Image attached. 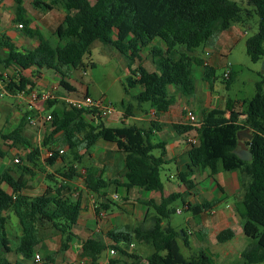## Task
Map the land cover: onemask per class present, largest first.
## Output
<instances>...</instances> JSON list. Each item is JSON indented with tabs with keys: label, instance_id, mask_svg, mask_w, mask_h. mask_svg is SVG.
Wrapping results in <instances>:
<instances>
[{
	"label": "trees",
	"instance_id": "obj_1",
	"mask_svg": "<svg viewBox=\"0 0 264 264\" xmlns=\"http://www.w3.org/2000/svg\"><path fill=\"white\" fill-rule=\"evenodd\" d=\"M247 6L253 7L258 17L257 33L246 41L247 52L252 61L264 58L261 44L264 42V0H245ZM17 12L13 23L20 25L21 32L29 38L36 37L38 46L33 50L19 51L10 39L0 36V64L5 67L15 66L21 70L34 68L32 77H37L39 71L54 72L59 78L62 93H77L70 85V69L84 70L88 64L84 58L89 54L90 46L98 41L116 49L127 61V69L131 76V85L139 86L141 90L135 95L139 105L148 104L156 114L165 113L175 101V95L191 97L195 92V80L192 75V64L201 65L198 57L191 55L195 49L207 44L212 37L230 29L232 24L242 20L243 9L236 0H32V6L41 11H49L60 7L65 12L62 24L55 30L56 42L45 39L35 30L28 28L30 20L24 17L21 8L22 0H14ZM157 42V43H156ZM141 50H149L153 72H148L141 64ZM138 62V64H136ZM136 64V65H135ZM84 72V71H83ZM233 77L224 79L228 90ZM5 90L9 93L27 92L33 84L25 77L18 75L15 79L5 81ZM264 72L256 83V93L247 102H243V112L228 107L226 110L213 109L201 115L200 127L195 129L199 144L187 152L189 163L185 172L178 173L177 179L184 186L183 193H163L160 179L162 163L153 155L155 149L163 148L162 144H153L151 134L157 129L143 130L121 121V126L112 128L101 120L92 126L86 123L81 111L74 109L53 108L49 114V132L43 140L51 156L45 163L49 167L57 161H65L59 150L51 149L54 136L60 134L63 145L70 150L79 146V135H84V141L93 146L98 141L113 144L116 152L122 156L123 183L118 178L105 180L97 175V169H86L83 177L86 189L99 197H105L106 191L118 187L126 191L137 188L146 192L161 193L158 204L150 203L156 218L152 219L149 228L138 227L133 232L106 233L112 242L105 244L100 238H89L82 242L81 257L88 259L84 264H100L102 253L108 248L125 254L122 247L131 245L133 239L150 242L152 252L146 257L145 264H213L209 254L199 251L191 259H185L180 250V243L188 246V234L184 230L177 231L169 224L162 226V219L175 212L169 207L181 200L183 194L193 188L188 178L195 172L208 171L214 177L221 169L225 172L239 171L242 176L243 196L235 204L241 218V228L244 236L251 240L236 264H261L264 262ZM87 94V93H86ZM52 108L53 102L47 101ZM124 108V104H122ZM242 108V107H241ZM131 117L126 111L124 119ZM178 134L192 131L189 125H173ZM248 131L252 135L246 142L251 159L242 161L235 151L238 148L239 132ZM4 142L24 144L31 150L22 162L30 164L19 166L16 176L11 169L0 171V264L12 263L6 257L14 253L23 261H33L34 264H54L48 257L41 262H35V248L40 245L39 228L45 225L61 234L59 252L68 249L73 240L71 232L76 225L81 212V196H73L71 184L77 177V170L70 165L61 173L64 179L52 193L33 198L22 195L28 188V182L33 175L31 168L39 165L41 150L31 147L20 135L18 129L2 134ZM5 157L0 152V158ZM6 188L11 190L9 193ZM102 192V194H101ZM113 192V191H112ZM115 193V192H114ZM105 198L100 208L108 210ZM215 201L188 205L196 223L200 213L210 211ZM12 211L18 219L21 235L17 243L9 246L5 234L6 219L4 212ZM98 214V209L96 210ZM234 237L230 228L221 230L215 241L219 244L229 242ZM111 260L110 264H115Z\"/></svg>",
	"mask_w": 264,
	"mask_h": 264
},
{
	"label": "rangeland",
	"instance_id": "obj_2",
	"mask_svg": "<svg viewBox=\"0 0 264 264\" xmlns=\"http://www.w3.org/2000/svg\"><path fill=\"white\" fill-rule=\"evenodd\" d=\"M236 2L241 8H243L242 17L245 18V22L240 26V30L245 32V34L241 35L239 41L227 55V62L230 65H233V67L230 68L232 70L231 75L233 80L228 90L223 88V74L225 68H218L215 71L213 88L215 96L223 95L226 99H230V101H227L226 105L233 102H240L242 108L238 106V111L243 112V102L249 101L255 95L256 83L260 81L263 76L264 58L259 61H252L246 48V41L253 37L258 31L257 15L255 14L253 7L247 6L245 0H236ZM12 29L13 25L10 22V10H8L7 7L0 5V32L7 33ZM50 38L52 41H55V36L53 37L52 35ZM203 47L204 45H201L199 48L195 49L194 53L191 55L194 57L198 56L200 58H204ZM261 48L264 52V42L261 44ZM140 56V64L147 69L148 72L154 71L155 67L152 65L149 50H141ZM84 63L88 64L84 70L74 71L70 69L71 79L69 83L80 94L87 91L88 95L93 99H104L111 104L114 108V114L104 120H101L106 126L112 128L120 127L122 125L121 121L118 119L120 112L122 113V117H124L126 111L129 112L131 116H146V112H148L151 108L148 104L139 105L135 101V94L140 88H134V86L131 85V76L127 69V61L116 49L96 41L90 46L89 54L84 58ZM136 64H138V62ZM44 71L47 79L52 80L54 75L53 72L47 70ZM192 75L195 80L196 87L199 88L202 83L201 73L200 68L195 64H192ZM15 77L14 71L11 68L0 64V133L7 134L14 129H18L20 135L30 144L31 147H39L41 150V161L39 162V165L31 168L33 175H28V178L30 177L28 186L30 190L26 191L28 196L36 197L52 193L61 183H63L64 179L62 178L61 173L65 170V167H69L70 165L77 170L78 175L71 184V188L73 190V196L71 197L72 201L75 200L77 195H80L84 202L87 203L88 192L85 187L83 177L85 176L86 169L88 168L100 170L102 172V176L104 177L118 178L119 180L122 179V156L115 154L112 158L113 164L111 166L106 163H102L103 166L97 164L98 160L96 158H102L103 150H109L112 146H104L101 151L97 150L98 145L90 147L89 144L84 141L83 134L78 137L79 146L72 150H70L66 145H63L60 134L55 135L54 140L52 141L53 143L50 147L53 150L62 149V155H64L65 161L57 162L53 167L47 166L45 160L48 157L47 153L49 150L47 147H43V140L49 132L50 122L44 118L50 114L53 108L66 110L68 107L60 99L51 101L53 102L52 108H49L50 105L48 102H39V109L45 116L44 118H40L38 112L34 108H29V106H27V102L18 97V93H9L5 90V83L2 79L8 81L10 79H15ZM56 80H58V77H56ZM70 95H75V93H70ZM25 96L26 94H22V97ZM122 104H124V108L122 107ZM140 106H143V109L145 110L142 111ZM49 110L50 112H48ZM147 117L155 119L156 116L155 114H152ZM28 118H32L34 121H38V123L36 122L35 125H30L28 123ZM85 120L86 123L92 126H95V124L99 122H91L88 119ZM127 124H132L131 118L127 120ZM242 139L244 140L245 137H242ZM243 140H241V142ZM97 143L103 142L99 141ZM100 145L102 146V144ZM30 150L31 149L24 144H12L10 142H4L0 138V152L5 155V157L0 158V171L4 169H11L12 175L16 176L19 172L17 164L19 166L28 165L31 167L30 164L21 161L22 159H25L26 154L29 153ZM153 154L157 155L158 153L157 151H154ZM15 159H19V162H14ZM175 173L176 169L174 164H166L162 166L160 179L164 188H166L169 176L174 175ZM201 177L202 175H199L197 181H199ZM112 191L109 192V195L112 196V194L116 192L118 199L115 200L113 197L110 198L113 204L108 203V210H103L100 208V205H98L100 212L110 213V210L114 208L112 212L118 213V206L129 200V198L126 200L123 199L126 196V190L124 188L118 187L116 188V191ZM189 192L192 193L194 191L191 189ZM146 195H148V193L144 192L143 197ZM130 196L134 197H130V199H133L134 201L137 200L135 198L139 197L137 193H133ZM185 197H188V195ZM228 202L232 203V200L229 199ZM224 205L225 204L223 203L217 205V209L219 210L223 208ZM169 209H173L175 212L168 218L164 219L163 226L169 224L173 228L184 230L190 234L187 236L188 246L179 242L181 253L185 259L194 258L198 255L199 251H204L211 256L213 264H236L241 253L246 250L251 243L250 239L246 237L244 238L241 233H237V230L241 225V220L237 216L221 222L215 219L213 214L209 212V214L205 216V223L198 227L191 219L192 213L185 211V208L180 200L174 202ZM177 210H179L180 213H177ZM150 211L154 216L155 212L153 208L149 207L148 212ZM120 212L121 215L127 219H129L130 212H133V214L135 212L136 214L134 209H131L130 211L124 209ZM3 215L6 219L4 228L5 234L9 239V245L13 247L17 243L16 238L20 236V225L18 219L11 210L4 212ZM147 216L149 217L150 215ZM150 224H152L151 218H149V220L145 223H129V225H127L124 229L127 232H133L137 227L142 226L145 228ZM224 228H231L235 230V237L229 242L218 244L215 241V235ZM53 230L54 229L49 226L45 231H41V235L44 234L47 236L52 244L56 242V233L54 231L55 234H53ZM199 230L203 233L201 238H198L196 235ZM99 238L103 240L102 237ZM109 243L111 246V242ZM131 243L134 245L133 248H130L129 246L121 247L125 251V254H121L116 251V254L113 255L112 258L108 259V262L110 260H115L114 258L120 255L121 260L117 261L116 264H144L146 257L153 250L152 247L148 246V242L138 239H133ZM108 248L110 249L111 247ZM105 252L106 253L103 254V257H101L102 260L105 259L108 249H106ZM8 259H10V257H8ZM261 264H264V262Z\"/></svg>",
	"mask_w": 264,
	"mask_h": 264
},
{
	"label": "crops",
	"instance_id": "obj_3",
	"mask_svg": "<svg viewBox=\"0 0 264 264\" xmlns=\"http://www.w3.org/2000/svg\"><path fill=\"white\" fill-rule=\"evenodd\" d=\"M42 1L49 2L50 0H42ZM88 1L90 3H93L95 0H88ZM0 5L7 7L8 10H10V22L13 25V29L11 31L7 33L0 32V36H4L10 39L11 43L19 51L35 49L39 44L38 39L36 37H33V38L26 37L21 32V30L18 28V25L13 23L16 12H17V5L14 2V0H0ZM21 8L24 11V17L30 20V24L28 25V28L31 30L37 31L45 39H51L50 36L52 35L54 37L55 30L62 24L63 19L65 17V12L62 8L54 7L52 10H49V11H41L32 6V0H22ZM244 20L245 18L242 17V20L240 22L232 24L229 30L216 34L214 37L210 39V41L207 44L204 45L203 47L204 58H200L197 56L201 60V63H202V66L197 65L200 68L202 83L199 88H197L195 84V92L192 97H183L180 95H175L174 103L169 107L168 111L165 113L156 114L154 110L151 108L149 109L148 112H146V116L129 117L132 119L131 125H134L140 129L146 130V129L152 128L153 127L152 124L155 127H157V129H153L152 131L151 142L153 144H162L164 146L163 148L155 149L154 151H157L158 154L157 155L153 154V155L159 158V160L162 163V166L166 164H174L175 166L176 173L174 175L169 176V180L166 185V188H164L163 186V193L165 196L172 194V193H183L184 192V186L177 179L176 175L178 173L185 172L187 169V165L189 163L187 152L189 151L190 147L188 146L186 142V137L188 134H190L191 131L184 133V134H178L175 131L173 125L175 124L189 125L186 119V110L191 111L198 120H201V115L205 111H210L213 109L226 110L228 107H231L235 111H238V106L242 107L240 105V102H233V103L226 105L227 101H230L229 98L226 99L225 96L223 95L215 96L213 82H214L216 69L223 67L226 70V67L228 65L230 66V68L233 67L232 64L230 65L227 62V58H228L227 55L230 52V50L234 47V45L239 41L241 35L245 34V32L240 30V26L245 22ZM54 42H56V38ZM206 52H208V55L205 54ZM8 68H11L14 71V74L16 77L18 75H21L22 77L27 78L33 84V87L30 88V90H29V87L27 88L28 89L27 92L18 93V97L21 98V100L26 101L28 104L27 106H29V108H34L38 112V115L40 118H44L45 116L42 114L41 110L39 109L38 103L40 101L32 103L30 100V94L33 90H36V89L49 90L50 88H54V87H57L59 89V94H62V91H60L61 89L59 87L60 78L53 72L54 75L52 77V80H49L47 79L46 73L44 70L39 71V75L37 77H32V72L36 71L34 68L27 69V70H21L15 66H11ZM230 72H232L231 69H230ZM56 77H58V80H56ZM224 86L225 85H223V88H225ZM137 87L140 88L139 86H135L134 88H137ZM140 90L141 88L138 90V92ZM83 93L88 94L87 91H84ZM22 94H26V96L22 97ZM75 94H80V93L77 91V93ZM140 107L142 108V111L145 110L143 109L144 108L143 106H140ZM48 112H50V110ZM152 114H155L156 116L155 119H151L147 117ZM129 118L124 119V117H122L121 112L118 116V119L120 121H124L126 124ZM35 122L38 123V121H35ZM127 125H130V124H127ZM242 137H245V139L242 141V144L244 143L246 146L247 137L245 135H243ZM100 144H102V146ZM94 145H98L97 150H100V151L102 150V148H104V146H110V145L112 146L111 149L109 150L108 149L103 150L102 158H96L98 160L97 164H100L101 166H103L102 163H106L111 166L113 164L112 158L115 156V154H118L116 152L115 146L107 142L96 143ZM246 148L248 149L247 146ZM241 150H242L241 147L238 146L236 152H240ZM59 151H62V149H60ZM57 162H61V161L58 160ZM97 175L101 176L102 178L104 177L102 176V172L100 170H97ZM199 175H202V177L199 181H197V178ZM103 179L108 180L112 178H108L105 176ZM188 180H190L193 183L192 189L194 192L192 193L188 192V193L183 194L182 199L180 200L185 208V211H189L188 210L189 204L195 205V204L201 203L202 201H206V202L215 201L216 202V204L210 211L208 212L204 211L200 213L197 223L194 220L193 215H192L191 219L198 227H200L201 225L205 223L204 221L205 216H207L209 212L213 214L215 219L221 222L226 221L234 216H237L240 218L235 208V204L243 196L242 176L239 171L225 172L220 169L214 177H210L208 171L195 172L188 178ZM123 181H124L123 178L120 179L121 183H123ZM28 186H29V182H28ZM6 190L9 193H11V190L9 188H6ZM29 190L30 189L28 187L26 190L22 191V195L30 197L26 194V191H29ZM87 192H88L87 203H85L81 197V212L79 214V218L77 220L76 225L73 226L71 229V232L73 233L74 238L68 244V249L66 251L59 252L61 234L58 231L53 230V234L56 233L55 234L56 242H54V244L50 242L47 236H45L44 234L41 235V231L42 230L45 231L51 225H45L43 228H39V236H40L41 243L35 248L34 256L39 255L40 262L44 261L47 257L50 260H53L54 264H78L79 261L82 259H85V263L88 262V259L81 257V245L84 240L92 238V237L94 238L102 237L103 238L102 241L105 244L110 245L109 242L111 241L106 237L107 232H110V231L127 232L124 228L127 225H129V223H132V224H137L139 222L145 223L149 220V218H151V223H152V219L156 218V214L153 216L151 214V211L148 212V208L149 207L152 208L150 204L151 202L153 204H158L161 199V193L159 192H156V191L147 192L148 195L143 197V193L146 191L133 188V189H130L129 191H126V196L123 199L126 200L129 198V200L125 203H122L120 206H118V210H119L118 213L112 212L114 210V208H112V210H110L111 214L105 212L103 216H100V209H98V205L104 203L105 198L110 199L114 195H117L116 192L112 194L111 196L109 195V191H106V193L104 194L105 197H102V198L99 197L98 195L91 193L88 190ZM133 193H137L139 195V197L135 198L137 199L135 201L133 199H130V197H132L130 195ZM187 195L188 197H185ZM30 198H33V197H30ZM229 199L232 200V203L228 202ZM221 203L225 205L223 208L218 210L217 205ZM97 209H98V214L96 212ZM124 209L128 211H130L131 209H134V211H136V214L135 212L134 214L133 212H130L129 219L124 218L120 212ZM146 214L150 216L148 217ZM163 222H164V219H162L161 221L162 226L164 224ZM151 225L152 224H150L148 227H145V228L147 229L151 227ZM176 230L180 231L178 229ZM234 231L235 230H233V232ZM235 233L236 231L234 232V237H235ZM237 233L243 234L241 225L239 226ZM20 235H21V232H20ZM196 235L198 238H201L203 233L199 230V232ZM17 238H16V241H17ZM148 243H149L148 246L152 247L151 243L150 242ZM73 245H77L79 248H73ZM118 246L122 247V245H118ZM129 247L133 248L134 245L131 243ZM107 249H108L107 255L105 259L103 260L102 258H100V264H110L111 260L108 262V259L112 258L113 255L109 254V250L111 248L110 249L107 248ZM105 251L102 253L101 257H103V254L106 253ZM115 254H116V250H115ZM6 257L7 258L10 257V259L8 260L12 263L23 262L24 264H34L33 261H23L21 256L16 255L13 252L10 254H7ZM114 259L117 263V261L121 260V257L119 255L118 257H115ZM145 261H144V264L146 263Z\"/></svg>",
	"mask_w": 264,
	"mask_h": 264
},
{
	"label": "built area",
	"instance_id": "obj_4",
	"mask_svg": "<svg viewBox=\"0 0 264 264\" xmlns=\"http://www.w3.org/2000/svg\"><path fill=\"white\" fill-rule=\"evenodd\" d=\"M18 28L20 29L21 26L18 25ZM205 54L208 55V52H206ZM229 75H230V66L228 65L223 74L224 79H228ZM56 99H60L61 101H63L64 104L69 109L81 111L83 117L85 119H88L91 122L104 120L110 117L114 113V108L111 106L109 102L105 101L104 99H98V100L93 99L86 93L75 94V95H70L69 93L59 94V89L57 87H54L49 90L36 89V90H33L30 94V100L32 103L37 102V101L47 102V101H52ZM44 119L50 122L49 115L46 116ZM186 119L189 125L192 127V131L186 137V142L188 146L191 148L199 144V139H198L195 129H198L200 127L201 122L189 110H186ZM28 123L30 125L36 124L34 119H31V118H28ZM62 152L63 151H59V153H62ZM47 155L48 157H50L51 152L48 151ZM14 162L18 163L19 159H15ZM113 198L117 200L118 196L114 195ZM177 213H180V211L177 210ZM104 214L105 212H100V216H103ZM73 248H79V247L77 245H73ZM109 254L115 255V250L110 249ZM34 260L35 262H40L39 255H35ZM84 263H85V259H82L79 261L78 264H84Z\"/></svg>",
	"mask_w": 264,
	"mask_h": 264
},
{
	"label": "water",
	"instance_id": "obj_5",
	"mask_svg": "<svg viewBox=\"0 0 264 264\" xmlns=\"http://www.w3.org/2000/svg\"><path fill=\"white\" fill-rule=\"evenodd\" d=\"M245 135L247 137V141L251 140L252 135L249 134L248 131H242L239 132L237 135L238 138V146L241 147V151L240 152H236V155L238 156L239 159H241L242 161H249L251 159V153L249 152V150L246 148L245 144L241 142L242 136Z\"/></svg>",
	"mask_w": 264,
	"mask_h": 264
}]
</instances>
